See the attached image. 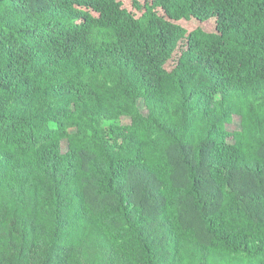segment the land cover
<instances>
[{
    "label": "trees",
    "instance_id": "16d2710c",
    "mask_svg": "<svg viewBox=\"0 0 264 264\" xmlns=\"http://www.w3.org/2000/svg\"><path fill=\"white\" fill-rule=\"evenodd\" d=\"M0 264H264V0H0Z\"/></svg>",
    "mask_w": 264,
    "mask_h": 264
},
{
    "label": "rangeland",
    "instance_id": "374dc122",
    "mask_svg": "<svg viewBox=\"0 0 264 264\" xmlns=\"http://www.w3.org/2000/svg\"><path fill=\"white\" fill-rule=\"evenodd\" d=\"M128 118H124V122H128ZM239 127V122H238V118L235 119V121L228 126L229 129H238Z\"/></svg>",
    "mask_w": 264,
    "mask_h": 264
}]
</instances>
